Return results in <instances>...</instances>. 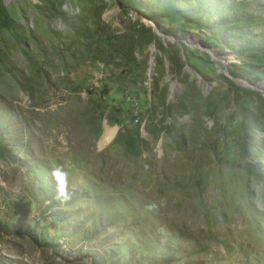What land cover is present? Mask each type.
Returning <instances> with one entry per match:
<instances>
[{"label": "rangeland", "instance_id": "374dc122", "mask_svg": "<svg viewBox=\"0 0 264 264\" xmlns=\"http://www.w3.org/2000/svg\"><path fill=\"white\" fill-rule=\"evenodd\" d=\"M226 1L0 0V264H264V0Z\"/></svg>", "mask_w": 264, "mask_h": 264}, {"label": "trees", "instance_id": "16d2710c", "mask_svg": "<svg viewBox=\"0 0 264 264\" xmlns=\"http://www.w3.org/2000/svg\"><path fill=\"white\" fill-rule=\"evenodd\" d=\"M135 1V0H133ZM157 7L163 16L183 13L189 14L200 21L207 11L215 10L219 14V21L222 24L230 21L239 22L244 18L245 7L241 1L226 0H158ZM223 27H221L222 29ZM237 43L238 50L241 51H264V33H255L248 37L239 36Z\"/></svg>", "mask_w": 264, "mask_h": 264}, {"label": "bare ground", "instance_id": "6f19581e", "mask_svg": "<svg viewBox=\"0 0 264 264\" xmlns=\"http://www.w3.org/2000/svg\"><path fill=\"white\" fill-rule=\"evenodd\" d=\"M111 135V132L110 133H104L101 137H100V139H99V143L101 144V145H103L104 143H106V141L108 140V138H109V136Z\"/></svg>", "mask_w": 264, "mask_h": 264}]
</instances>
